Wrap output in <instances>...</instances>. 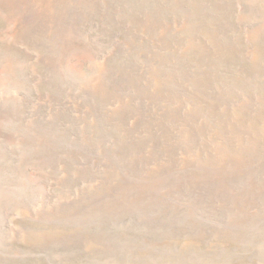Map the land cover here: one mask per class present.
I'll return each mask as SVG.
<instances>
[{"label": "rangeland", "instance_id": "374dc122", "mask_svg": "<svg viewBox=\"0 0 264 264\" xmlns=\"http://www.w3.org/2000/svg\"><path fill=\"white\" fill-rule=\"evenodd\" d=\"M0 264H264V0H0Z\"/></svg>", "mask_w": 264, "mask_h": 264}]
</instances>
